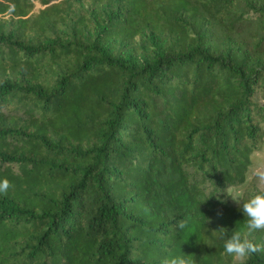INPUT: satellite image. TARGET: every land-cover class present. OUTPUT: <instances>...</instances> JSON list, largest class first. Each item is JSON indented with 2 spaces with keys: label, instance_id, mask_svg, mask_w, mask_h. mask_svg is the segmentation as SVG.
I'll use <instances>...</instances> for the list:
<instances>
[{
  "label": "trees",
  "instance_id": "obj_1",
  "mask_svg": "<svg viewBox=\"0 0 264 264\" xmlns=\"http://www.w3.org/2000/svg\"><path fill=\"white\" fill-rule=\"evenodd\" d=\"M263 137L264 0H0V264H241Z\"/></svg>",
  "mask_w": 264,
  "mask_h": 264
},
{
  "label": "clouds",
  "instance_id": "obj_2",
  "mask_svg": "<svg viewBox=\"0 0 264 264\" xmlns=\"http://www.w3.org/2000/svg\"><path fill=\"white\" fill-rule=\"evenodd\" d=\"M9 187L8 179L0 178V193L6 192ZM241 199V197L232 198L245 218L244 229L246 231H233L230 235L225 231L220 239L223 240V252L239 258L243 264L244 258L264 251V244L254 243L248 238V235L253 232L264 231V188L253 190L242 202ZM161 264H190V262L186 255H174L163 258Z\"/></svg>",
  "mask_w": 264,
  "mask_h": 264
},
{
  "label": "rangeland",
  "instance_id": "obj_3",
  "mask_svg": "<svg viewBox=\"0 0 264 264\" xmlns=\"http://www.w3.org/2000/svg\"><path fill=\"white\" fill-rule=\"evenodd\" d=\"M39 8H41L40 4L35 1L34 11H37ZM4 18L9 19L10 15H6ZM9 26L13 27V24H9ZM262 188H264V137L261 149L252 155L251 164L247 170L245 183L238 187L228 188L227 194L233 199H236L242 194H249L253 190ZM232 198L231 201L233 202Z\"/></svg>",
  "mask_w": 264,
  "mask_h": 264
}]
</instances>
